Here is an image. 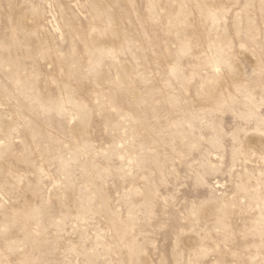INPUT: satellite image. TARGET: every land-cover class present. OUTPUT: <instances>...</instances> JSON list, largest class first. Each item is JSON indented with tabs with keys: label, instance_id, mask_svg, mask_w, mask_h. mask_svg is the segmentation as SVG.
I'll return each mask as SVG.
<instances>
[{
	"label": "rangeland",
	"instance_id": "rangeland-1",
	"mask_svg": "<svg viewBox=\"0 0 264 264\" xmlns=\"http://www.w3.org/2000/svg\"><path fill=\"white\" fill-rule=\"evenodd\" d=\"M0 264H264V0H0Z\"/></svg>",
	"mask_w": 264,
	"mask_h": 264
}]
</instances>
